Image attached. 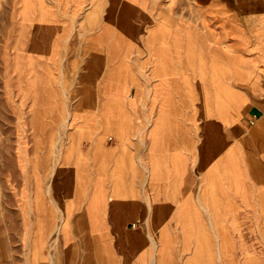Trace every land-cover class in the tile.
Wrapping results in <instances>:
<instances>
[{"label":"rangeland","instance_id":"374dc122","mask_svg":"<svg viewBox=\"0 0 264 264\" xmlns=\"http://www.w3.org/2000/svg\"><path fill=\"white\" fill-rule=\"evenodd\" d=\"M213 1L0 0V264H79L66 262V241L71 250H99L85 239L90 233L80 205L91 218L93 209H109L120 198L108 189L103 195H81L86 166L77 161L91 162L93 140L109 144L115 148V182L129 186L123 166L142 134L128 131L127 144L121 143L114 131L117 115L107 118L105 85L121 92L130 129L142 124L145 113L154 116L157 102L167 106L172 91L177 92L189 104L184 112L190 110L192 121L185 123L195 125L196 144H202L201 115L216 77L214 67H204L203 52L205 27L218 22ZM220 2L225 9L240 10L235 0ZM156 93L162 99L157 101ZM211 94L216 99L219 91ZM201 157L178 196L158 189L153 197L144 187L143 201L132 197L147 215L140 226L131 222L129 228L147 233L150 241L159 236L164 264H239L240 244L233 232L219 242L221 229L203 210L206 189L225 187L223 166L206 154ZM73 182L81 196L65 195ZM51 186L57 191L50 195ZM87 187L84 192L93 189L91 180ZM69 198L75 208L62 216L56 204L66 206ZM156 200L172 201L178 209L156 212L152 233ZM254 234L256 264H264V229Z\"/></svg>","mask_w":264,"mask_h":264},{"label":"crops","instance_id":"0c3cea01","mask_svg":"<svg viewBox=\"0 0 264 264\" xmlns=\"http://www.w3.org/2000/svg\"><path fill=\"white\" fill-rule=\"evenodd\" d=\"M211 4L218 22L216 27L209 24V28L204 30V67H214L216 77L207 93L208 103L201 115L204 120L202 144H196L193 134L195 125L185 123L186 120L192 121L190 110L184 112L189 104L185 106L177 92L172 91L167 106L157 102L154 116L145 113L142 124L130 129L132 123L129 122V114L123 110L121 92L115 91L114 86L113 92H110L105 85L107 118L117 115L113 123L117 125L114 131L121 135V143L127 144L128 140H123L128 131L142 134H139L135 148L128 153V162L123 166L124 171L127 170L123 179L129 181V186H119L115 182V148L108 143L101 145L97 139L93 140L89 151L91 162L77 161V165L83 164L87 168L81 174L86 180L81 195H103V190L108 189L114 198L120 199L109 209L103 206L93 209L91 218L87 217L89 211L85 212L83 203L80 205L90 233L85 239L96 245L93 249L99 250H71L72 243L66 241L64 255L67 263L78 260L79 264H148L147 261L154 260L155 264H164L158 252L160 242L162 244L159 236L156 234L150 241L147 233L142 235L139 230L129 228L131 222L140 226L141 219L147 215V210L131 198L136 196L143 201L144 187L150 190L153 197L158 189L178 196V189L185 180L188 185L196 162H203L201 154H206L223 166L227 182L225 187L206 189L203 210L221 229L219 242L233 232L236 243L240 244L239 264H256L257 256L251 244L259 241L255 230L264 229V0H235L236 8L240 10L225 9L220 0ZM191 50L188 49L189 52ZM173 61V66H178L179 60ZM213 90L219 91L216 99L211 94ZM156 98L157 101L162 99L160 93H156ZM130 105L135 106L134 100L130 101ZM189 109L194 110V107ZM207 110L211 114L209 124ZM253 116L256 119L250 123ZM79 130L83 138L85 129L82 125ZM210 137L214 143L208 140ZM132 159L134 162H131ZM90 180L94 187L84 192ZM136 181H145V184L139 189L130 187ZM73 184L74 187L67 186L65 195L81 196L76 194V185ZM244 184L247 186L243 187ZM95 189L97 191H92ZM56 191L57 188L52 186L48 188L50 195ZM67 200L66 206L61 202L56 204L62 216L75 208L74 199ZM156 202L158 206L151 215L152 233H156L152 230L155 229L153 219L156 212L178 209L169 200ZM153 248L155 250H151Z\"/></svg>","mask_w":264,"mask_h":264},{"label":"built area","instance_id":"2783aa9c","mask_svg":"<svg viewBox=\"0 0 264 264\" xmlns=\"http://www.w3.org/2000/svg\"><path fill=\"white\" fill-rule=\"evenodd\" d=\"M255 119H256V116H253L252 120L250 121V123H253L255 121Z\"/></svg>","mask_w":264,"mask_h":264},{"label":"bare ground","instance_id":"6f19581e","mask_svg":"<svg viewBox=\"0 0 264 264\" xmlns=\"http://www.w3.org/2000/svg\"><path fill=\"white\" fill-rule=\"evenodd\" d=\"M217 168H218V167H217ZM217 168H216V169H217ZM218 172H219V170H218Z\"/></svg>","mask_w":264,"mask_h":264}]
</instances>
